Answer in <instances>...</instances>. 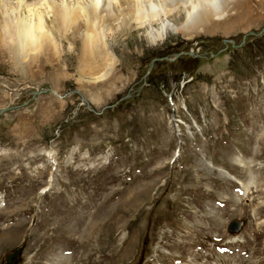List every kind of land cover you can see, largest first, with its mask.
I'll return each mask as SVG.
<instances>
[{
    "label": "rangeland",
    "instance_id": "374dc122",
    "mask_svg": "<svg viewBox=\"0 0 264 264\" xmlns=\"http://www.w3.org/2000/svg\"><path fill=\"white\" fill-rule=\"evenodd\" d=\"M241 2L190 40L179 8L154 43L112 26L83 60L51 14L58 48L0 40V264H264V0Z\"/></svg>",
    "mask_w": 264,
    "mask_h": 264
},
{
    "label": "bare ground",
    "instance_id": "6f19581e",
    "mask_svg": "<svg viewBox=\"0 0 264 264\" xmlns=\"http://www.w3.org/2000/svg\"><path fill=\"white\" fill-rule=\"evenodd\" d=\"M40 1H38V3L42 4L39 6H35L34 3L26 5L28 8L25 10L26 6H24L22 0H18L15 3H7L6 0H0V40H2V38L9 40L7 42L8 49L11 50L15 57L20 58L24 55H28L29 52L36 51L37 53H41L47 50L50 51V49L53 48H58V46H56L55 43H52L50 38H48V35H45L47 32L44 31L46 27L45 22L47 21L46 15L49 14H51L52 17L51 21L57 25L56 31L63 32V34L64 32L72 31V34L74 32V34L77 35L82 53L84 54V57L82 58L83 60L86 58L85 56H92L91 54L96 55V53H99V51L102 50L99 47L102 44H105L104 41L107 31H112L108 28H111L112 26L114 27L118 24L121 26L127 23L136 22L138 26H150L154 23L160 22L159 31L156 33L157 35L151 39V42L154 43L156 40H163L165 38L164 36H166L167 25L163 22L161 15L163 17L168 16L170 13L172 14L174 10L179 8L181 12L183 11L186 13V19L180 26L168 25V28H172L173 31L176 30V32H178V34H180L185 40H190L201 34H207V32H210L209 28H217L220 21L230 17L231 14L244 7V3L241 2L243 0H176L177 6H174L172 3L171 5L174 7H170L168 10L164 7L165 4L162 6L158 3L159 5L157 6L161 8V12L159 11L160 13H158L156 11L157 6L152 4V2L147 4L149 8H145L140 0ZM29 5L33 7H30ZM244 5H246V3ZM211 34L213 35V32H211ZM1 48L2 47H0V49ZM105 54H109V52ZM15 57L13 60H15ZM110 58H112L111 55ZM82 62L84 61H81V64ZM93 65L95 66L94 62ZM97 65H99V62ZM108 65L110 66V64ZM97 72L98 69L96 70V75H98V77L90 78V81L106 79L110 74L109 71H105V73H101L100 75L99 72ZM94 74L95 71L93 72V70L89 73V75ZM247 188V186L246 188H243V190H246L244 192L248 191ZM254 188L256 190V195L257 192H261V185L257 184ZM253 194L254 193L251 195ZM257 208L256 212L257 214H260L263 210Z\"/></svg>",
    "mask_w": 264,
    "mask_h": 264
},
{
    "label": "water",
    "instance_id": "95a60500",
    "mask_svg": "<svg viewBox=\"0 0 264 264\" xmlns=\"http://www.w3.org/2000/svg\"><path fill=\"white\" fill-rule=\"evenodd\" d=\"M240 229V224L236 221L231 222L228 226V230L230 232H237ZM21 252V248L18 247L16 248L11 254H9L6 258H5V262L7 264H12L15 262V260L17 259V257L20 255Z\"/></svg>",
    "mask_w": 264,
    "mask_h": 264
},
{
    "label": "snow or ice",
    "instance_id": "6c2138e0",
    "mask_svg": "<svg viewBox=\"0 0 264 264\" xmlns=\"http://www.w3.org/2000/svg\"><path fill=\"white\" fill-rule=\"evenodd\" d=\"M222 251H227V249H223Z\"/></svg>",
    "mask_w": 264,
    "mask_h": 264
}]
</instances>
